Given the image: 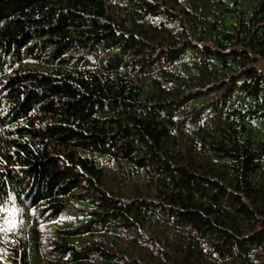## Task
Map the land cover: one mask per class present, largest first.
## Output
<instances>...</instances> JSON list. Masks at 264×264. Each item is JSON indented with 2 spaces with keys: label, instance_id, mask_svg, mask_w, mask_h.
<instances>
[{
  "label": "trees",
  "instance_id": "trees-1",
  "mask_svg": "<svg viewBox=\"0 0 264 264\" xmlns=\"http://www.w3.org/2000/svg\"><path fill=\"white\" fill-rule=\"evenodd\" d=\"M0 264H264V0H0Z\"/></svg>",
  "mask_w": 264,
  "mask_h": 264
}]
</instances>
